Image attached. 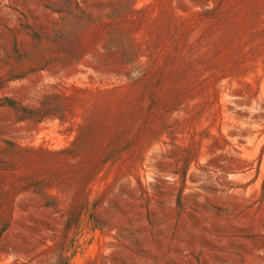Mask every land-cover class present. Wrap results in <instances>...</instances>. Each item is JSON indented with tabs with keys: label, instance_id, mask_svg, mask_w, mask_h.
<instances>
[{
	"label": "rangeland",
	"instance_id": "rangeland-1",
	"mask_svg": "<svg viewBox=\"0 0 264 264\" xmlns=\"http://www.w3.org/2000/svg\"><path fill=\"white\" fill-rule=\"evenodd\" d=\"M0 264H264V0H0Z\"/></svg>",
	"mask_w": 264,
	"mask_h": 264
}]
</instances>
